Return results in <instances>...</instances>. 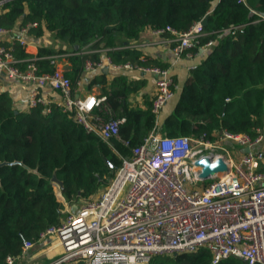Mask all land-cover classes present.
Masks as SVG:
<instances>
[{
	"label": "trees",
	"instance_id": "1",
	"mask_svg": "<svg viewBox=\"0 0 264 264\" xmlns=\"http://www.w3.org/2000/svg\"><path fill=\"white\" fill-rule=\"evenodd\" d=\"M205 16L208 34L200 46L209 40L213 44L207 57L189 71L177 102L159 126L151 100L145 108L129 103L143 81L116 75L107 84L99 74L88 82V89L100 86L105 97L95 113L104 120L124 119L119 136L127 147L87 134L70 113L55 105L48 113L41 105L18 112L8 93L0 92V163L17 162L0 167V264L21 252L23 240L36 243L41 233L61 222L63 206L53 177L61 183L65 202L75 205L95 195L114 176L119 156L130 158L131 149L154 130L168 137L204 136L212 141L225 132L253 140L264 118V0H0V28L37 23L28 32L33 40H45L40 56L72 54L91 44L93 52L67 58L71 71L66 76L72 82L80 77L85 61L98 62L99 51L105 49L114 65L165 68L128 45L140 42L145 30L170 27L184 32ZM240 26L234 35L225 31ZM12 48L16 57L26 56L17 42ZM37 64L41 72H52L47 60ZM148 264H211V258L199 251L154 256ZM218 264L244 263L228 258Z\"/></svg>",
	"mask_w": 264,
	"mask_h": 264
},
{
	"label": "built area",
	"instance_id": "2",
	"mask_svg": "<svg viewBox=\"0 0 264 264\" xmlns=\"http://www.w3.org/2000/svg\"><path fill=\"white\" fill-rule=\"evenodd\" d=\"M36 27L37 23H28L16 30L0 28V80L30 86L27 109L41 105L48 113L49 106L55 105L70 113L87 134H94L109 145L114 139L127 147L128 142L119 136L124 119L104 120L95 113L105 97H79L81 81L72 82L59 66L61 60L71 55L93 52L91 44L72 54L40 56L39 48L26 40L29 29ZM242 28L225 31L234 35ZM150 32L171 46L175 60L191 58V50L200 47L201 39L208 34L201 21L184 32L170 27ZM165 33L170 37L164 38ZM15 42L25 57L14 55ZM212 44L209 40L202 46ZM147 45L137 43L128 47L140 52ZM41 60L49 62L52 72L40 71L37 63ZM106 64L113 70H135L155 77L151 112L158 126L162 108L177 89L169 69L129 63L114 65L109 59ZM102 66L101 60H86L83 71ZM44 89L56 92L60 100L43 98ZM225 141L249 148V152L233 161L222 146ZM261 141V132L253 140L247 135L222 132L211 141L204 136L168 137L154 130L131 149L130 158L119 156L120 166L100 192L78 202L57 226L41 233L36 243L23 240L21 252L7 256L5 262L15 264L35 245L41 243L49 248L54 243L58 251L43 264H148L154 256L199 251L209 254L211 264L228 258L244 264H264V172L254 169L255 163L264 161V152L252 151ZM205 157L212 164L222 159L228 172L200 179L202 167L196 162Z\"/></svg>",
	"mask_w": 264,
	"mask_h": 264
},
{
	"label": "crops",
	"instance_id": "3",
	"mask_svg": "<svg viewBox=\"0 0 264 264\" xmlns=\"http://www.w3.org/2000/svg\"><path fill=\"white\" fill-rule=\"evenodd\" d=\"M17 28L14 29L16 30ZM26 40L28 43H31L37 46L38 48H41V46L45 42L43 38H39L38 40H33L32 36L29 34L26 36ZM137 43L148 44L147 46H145V48H143L140 51L141 55L145 58L156 61L158 64L165 65V68L169 69L170 74L177 86L173 98L169 102H167V104L161 110V114L158 118V126H159L161 120L171 112L175 103L177 102L179 90L186 81V79L188 78L189 71L195 66L199 65L207 57L210 51V47L200 46L196 48L194 52H191L192 53L191 58L182 57L181 59L175 60L171 51V46L164 43L162 38L152 36L149 30H145L142 32L141 41ZM133 44L134 43H131L130 45ZM105 53H106V49L99 51L100 54L99 60H101L103 63V66L101 68L93 69L89 72L82 71L80 77L78 78L81 81V84L77 90L78 96L79 97H85L87 95L102 96L100 91V86L96 85L91 87V89L87 88L88 82L96 75L104 74L107 84L110 83L116 75H123L127 78L128 81L138 80L144 82L142 88L136 94H133L129 97V103L131 106H139L141 108H145V102L150 101L152 98V94L154 91L155 77L152 74H148V73L142 74L135 70H113L106 64V59L108 58L105 56ZM59 66L61 67V69H63L65 75H67V73L71 71L67 59L61 60L59 62ZM30 90H31L30 86L26 84L8 79L0 80V92L8 93L13 108L18 112L27 110ZM41 96L48 100H55V101L60 100L59 95L56 92H53L49 89H44L41 93ZM99 111L100 108H96L94 110V112H99ZM260 132L262 136V141L259 144H256L252 147V151L254 152H259V151L264 152V118H263V126ZM223 144H226L228 147L231 148V150H233V152L229 153L233 161H237L240 158V156L245 153L244 148L238 146L235 143L225 141ZM254 169L264 172V161L261 163L260 162L255 163ZM57 199L63 206L61 213L63 215L62 219H64L66 212L73 211L76 207V204L69 206L65 202L61 194H60V199L58 197ZM57 251L58 249L55 247L54 243H52L49 248H46V246L39 243L35 245L32 250L28 251V253L25 256H23L21 260L17 261L15 264H43L47 262L52 256H54Z\"/></svg>",
	"mask_w": 264,
	"mask_h": 264
},
{
	"label": "water",
	"instance_id": "4",
	"mask_svg": "<svg viewBox=\"0 0 264 264\" xmlns=\"http://www.w3.org/2000/svg\"><path fill=\"white\" fill-rule=\"evenodd\" d=\"M201 24L203 27L207 25V16H205L202 19ZM219 133L221 134L222 132ZM244 151L245 153L249 152V148H244ZM14 164H17V162H13V163L3 162L0 163V167L5 165H14ZM196 165L202 167V173L200 174V179L202 180H208L210 178L217 176L218 174H225L228 172V167L222 159H218L216 163L212 164L211 159L205 157L202 158L201 160H198L196 162ZM52 182L56 184L58 187L61 186V183L56 182L55 177L52 178Z\"/></svg>",
	"mask_w": 264,
	"mask_h": 264
},
{
	"label": "rangeland",
	"instance_id": "5",
	"mask_svg": "<svg viewBox=\"0 0 264 264\" xmlns=\"http://www.w3.org/2000/svg\"><path fill=\"white\" fill-rule=\"evenodd\" d=\"M49 42H50V44H52V41H51V40H49ZM50 46L53 47L54 45L52 44V45H50ZM54 47H55V46H54ZM225 145H226V144H223L222 146H223L225 149L228 150V153L233 152V150H231L230 147H228L227 145L225 146ZM235 147H236V146H235ZM218 151H219V150H218ZM207 183H209V181H206V184H207ZM104 186H105V185H104ZM104 186L100 187L99 192L103 189ZM53 189H54V192L56 193L57 197L60 199L59 187H58L56 184H53Z\"/></svg>",
	"mask_w": 264,
	"mask_h": 264
}]
</instances>
